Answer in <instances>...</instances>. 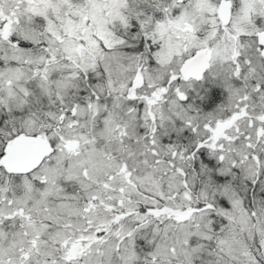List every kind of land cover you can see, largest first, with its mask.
I'll list each match as a JSON object with an SVG mask.
<instances>
[{
  "label": "snow or ice",
  "instance_id": "obj_1",
  "mask_svg": "<svg viewBox=\"0 0 264 264\" xmlns=\"http://www.w3.org/2000/svg\"><path fill=\"white\" fill-rule=\"evenodd\" d=\"M0 264H264V0H0Z\"/></svg>",
  "mask_w": 264,
  "mask_h": 264
}]
</instances>
